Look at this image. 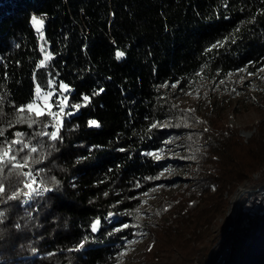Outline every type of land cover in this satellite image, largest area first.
Returning a JSON list of instances; mask_svg holds the SVG:
<instances>
[{
    "label": "trees",
    "instance_id": "trees-1",
    "mask_svg": "<svg viewBox=\"0 0 264 264\" xmlns=\"http://www.w3.org/2000/svg\"><path fill=\"white\" fill-rule=\"evenodd\" d=\"M32 16L44 21L43 40ZM217 42L223 46L213 48ZM41 45L54 57L45 68L36 67ZM116 51L125 55L117 59ZM261 68L264 0H0V145L24 132L40 151L22 171L42 169L38 180L51 189L9 200L24 190L23 177L8 167L0 173L6 189L0 264H119L125 255L118 254L132 245L122 238L133 241L140 225L159 246L153 256L145 253L143 264L168 250L179 253L178 264H208L226 230L215 227L218 220L231 221L227 195L254 183L256 173L264 183V114L245 140L238 129L222 127L214 112L199 116L177 101L201 78L226 83L233 74L259 75ZM49 73L57 85H69L70 105L90 97L79 111L68 109L75 114L65 117L63 139L55 142L34 136L45 119L32 128L15 124L14 106L26 105ZM89 120L100 126L89 127ZM171 136L191 150L184 161H172L188 175L160 182L154 178L168 162L144 153L163 149ZM160 184L180 192L164 200L152 223L142 221L139 209ZM165 215L169 223H161ZM97 219L100 230L92 233ZM234 264H264V220Z\"/></svg>",
    "mask_w": 264,
    "mask_h": 264
},
{
    "label": "rangeland",
    "instance_id": "rangeland-1",
    "mask_svg": "<svg viewBox=\"0 0 264 264\" xmlns=\"http://www.w3.org/2000/svg\"><path fill=\"white\" fill-rule=\"evenodd\" d=\"M177 102L184 109L197 112L199 116L214 112L215 116L213 117H220L222 127L238 129L240 135L245 140H248L255 133V126L264 114V72L251 76L247 73L233 74L223 84L220 82L212 83L201 78L193 90ZM167 141H171V143H166L165 147H163L164 151L159 161L168 162L169 165L162 172L163 175L160 174L158 179L160 182L182 179L188 175L185 168H175L172 161H184L191 153V150L185 147L182 137L171 136ZM261 176L262 173L254 174V183L248 182L243 184L245 186L240 185L237 194L233 197L228 194L227 196L231 199V203L233 204L236 197L241 194L240 191L249 188L254 189L261 185ZM179 192V186H166L164 184L157 186L155 191L152 190L146 195L144 203L139 209L138 215L140 219L147 223H152L153 214L162 208L164 200L170 196L177 195ZM232 209L233 206H231L229 212L231 219L233 218ZM170 221V216L165 215L162 217L161 223H169ZM228 225L227 219L222 216L215 227L227 229ZM135 236L136 238L133 240L135 243H132L131 249L119 264H143V257L148 250L152 253V256L158 252L159 246L152 243L151 231L145 229L144 225L139 226ZM214 247L213 249H215ZM213 249L212 252H214ZM152 256L150 257V264H178L180 260L177 251L168 250L158 258H153ZM212 256V260H214L213 253Z\"/></svg>",
    "mask_w": 264,
    "mask_h": 264
},
{
    "label": "snow or ice",
    "instance_id": "snow-or-ice-1",
    "mask_svg": "<svg viewBox=\"0 0 264 264\" xmlns=\"http://www.w3.org/2000/svg\"><path fill=\"white\" fill-rule=\"evenodd\" d=\"M31 23L35 27L37 33L39 34L41 40L44 39V34L41 31L43 27V19L37 18L36 16L31 17ZM19 47V45H16ZM223 46V42H217V44L212 45L213 48ZM40 51L43 53V58L40 59L39 63L36 65L37 68L47 67V63L54 59L53 54L45 49L41 45ZM211 51V48L208 50ZM125 55L122 51H116L115 56L117 59H120ZM239 71H247L246 68L240 69ZM261 72H264V68L260 69ZM49 79L47 80L46 86H41V84L36 83L34 87L33 98L26 104L20 106H14L16 111V120L15 124H26L28 128H32L35 125L40 124L42 119H45L46 122L43 123V130L37 131L34 133L36 137H47L49 141L55 142L62 140L61 130L64 126L65 117L72 116L75 114V111H79L82 106H87V103L90 102V97L87 95L82 96L83 103L78 104H69V96L66 95L71 91L69 85L60 82L56 84L52 73H49ZM249 76L253 73H248ZM231 73L229 74V77ZM178 83V82H177ZM221 84L224 83L223 80L220 81ZM169 85L165 83L162 87H168ZM171 87H177V84L174 83ZM104 89L97 90L94 94L99 95L103 92ZM235 91V89H233ZM3 97H0V105H2ZM69 108L74 109L75 111L68 110ZM193 111V110H189ZM10 126H14L12 122H9ZM89 127H99V123L96 120H89L87 122ZM158 126L167 127L168 125H158V123L151 124V128H157ZM51 129V130H49ZM207 131V129H205ZM4 136V131L0 129V137ZM25 133L21 131H16L14 133V138L11 140H5L2 145H0V173L4 171L5 167H8L10 171L14 172L15 175L23 177V189L14 191L10 196L9 200L16 199L19 196L23 195L29 199H32L34 196H42L44 192H49L51 189L43 186V181L38 180L39 172L43 171L38 170L35 174L31 170L22 171L23 169L29 168L30 163L35 162L33 160V154L40 151L38 147L33 145L31 141H26L24 139ZM165 143H171V141H166ZM18 146V147H17ZM43 145L41 144V148ZM124 151V149H120ZM164 149H159L158 151H150L144 153V155L151 156L155 160L159 161L162 158V153ZM20 153H25L23 156H19ZM163 175V173H161ZM154 179H159L155 177ZM139 186V185H137ZM5 186L0 183V194L5 193ZM155 191V189H153ZM107 195V193H105ZM167 211V209H165ZM2 215V213H0ZM111 215V214H110ZM101 221L99 219L95 220L91 224V232L96 233L100 230ZM128 224H124L123 228H128ZM121 228L115 229L116 232L121 231ZM125 239L126 243H135V241H128ZM83 242H81L80 247H83ZM126 252L122 251L118 256H124Z\"/></svg>",
    "mask_w": 264,
    "mask_h": 264
},
{
    "label": "built area",
    "instance_id": "built-area-1",
    "mask_svg": "<svg viewBox=\"0 0 264 264\" xmlns=\"http://www.w3.org/2000/svg\"><path fill=\"white\" fill-rule=\"evenodd\" d=\"M239 207L237 221L219 239L217 252L210 264H228L241 245L248 243V237L254 234L264 212V183L255 192H249V202L239 204Z\"/></svg>",
    "mask_w": 264,
    "mask_h": 264
},
{
    "label": "bare ground",
    "instance_id": "bare-ground-1",
    "mask_svg": "<svg viewBox=\"0 0 264 264\" xmlns=\"http://www.w3.org/2000/svg\"><path fill=\"white\" fill-rule=\"evenodd\" d=\"M245 186V185H243ZM247 186V185H246ZM254 187V186H253ZM259 187V186H258ZM258 187L254 188V189H247V190H243V191H240L241 194L239 196L236 197L235 201L233 202L232 206H233V209H232V216L234 217V208L236 206V201L237 199L240 197V201H239V204H244L246 202H249V192H255L256 189H258ZM239 194V193H238ZM242 199V200H241ZM263 220H264V212H262V219L259 221V225H257V228L256 230H254V234L251 235V237H248V243H245L243 245H241L240 249H238L237 252H235V255L234 257H232V260L228 262V264H234L235 262H237L239 260V258L241 257V255L244 253V251L246 250V248L253 242V240L255 239V237L259 234L260 230H261V226H262V223H263ZM229 231V225H228V228L226 229V232ZM219 242V241H218ZM217 242V243H218ZM216 247H214L215 249L214 252H212L214 255L215 253L217 252V244L215 245ZM211 262H212V259H211Z\"/></svg>",
    "mask_w": 264,
    "mask_h": 264
},
{
    "label": "water",
    "instance_id": "water-1",
    "mask_svg": "<svg viewBox=\"0 0 264 264\" xmlns=\"http://www.w3.org/2000/svg\"><path fill=\"white\" fill-rule=\"evenodd\" d=\"M239 201H240V197L236 201V206L234 208V217L231 219V221L229 223L230 227H232L235 224V222L237 221V219H238V216H239V213H240ZM211 259H212V250H211V252L209 254L208 264L211 263Z\"/></svg>",
    "mask_w": 264,
    "mask_h": 264
}]
</instances>
